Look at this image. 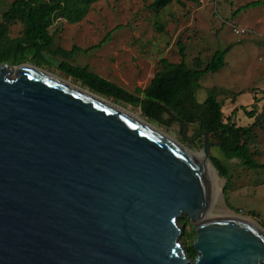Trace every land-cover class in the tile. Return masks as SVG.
<instances>
[{
  "label": "water",
  "instance_id": "water-1",
  "mask_svg": "<svg viewBox=\"0 0 264 264\" xmlns=\"http://www.w3.org/2000/svg\"><path fill=\"white\" fill-rule=\"evenodd\" d=\"M24 64L0 65V264H264V228L225 205L200 159ZM212 147L205 133L209 161ZM183 214L198 229L194 259Z\"/></svg>",
  "mask_w": 264,
  "mask_h": 264
},
{
  "label": "rangeland",
  "instance_id": "rangeland-1",
  "mask_svg": "<svg viewBox=\"0 0 264 264\" xmlns=\"http://www.w3.org/2000/svg\"><path fill=\"white\" fill-rule=\"evenodd\" d=\"M13 1L0 0V20ZM152 1L98 0L82 21L68 23L58 19L54 22L49 29L54 35L53 47L68 50L77 47L69 59L72 64L87 66L132 93L137 87H146L151 82L162 58L170 62L181 61L179 40L184 44L186 61L191 66L197 58L206 64L215 51L228 49L225 66L200 80L197 99L203 102L209 92L216 89L226 121L231 119L239 126L256 124L250 146L252 151H259L255 158L263 167L250 168L238 159H228L217 141L211 139L210 155L216 156L231 176V186L226 193L223 188L228 179L219 175L211 161L208 160L219 179L207 166L202 149L204 139L203 136L194 138V126L185 127V131L178 123L162 126L146 119L139 107L91 91L61 72L56 65L39 66L32 61L26 62L122 107L180 143L186 151L191 149L193 157L206 164L225 205L264 228V3L242 8L255 0H174L163 10L156 11L151 7ZM157 23L164 29L160 30ZM232 23L251 33H235ZM22 31L20 21L9 24L12 38L21 36ZM254 109L256 115L251 117L249 112ZM252 211L257 215L251 214ZM185 215L178 218L182 227L179 240L184 249L194 244L198 232L190 214L186 215L185 223L180 222Z\"/></svg>",
  "mask_w": 264,
  "mask_h": 264
},
{
  "label": "trees",
  "instance_id": "trees-1",
  "mask_svg": "<svg viewBox=\"0 0 264 264\" xmlns=\"http://www.w3.org/2000/svg\"><path fill=\"white\" fill-rule=\"evenodd\" d=\"M98 0H14L3 12L0 20V65H11L32 61L35 64L56 65L67 76L80 81L91 91L106 97L123 101L141 109L142 115L149 121L170 127L178 123L185 127L194 126V138L209 134L215 139L219 148L228 159H238L250 168L263 167L255 156L258 150L252 151L250 142L255 136V123L248 126L236 125L231 119L224 118L223 104L218 99V92L213 89L203 102L197 99L200 80L210 72H217L225 66V56L228 51L217 50L210 61L203 64L197 58L193 66L186 61L185 47L182 40L178 41L182 59L180 62H170L167 58L160 60V68L154 74L146 87H137L135 92H129L119 84L108 80L90 70L87 66L72 64L71 59L77 47L72 50L54 46V35L50 27L58 19L68 23L82 21L89 13L91 6ZM174 0H153L151 7L156 11L163 10ZM264 0H255L242 8L260 6ZM20 21L23 24L22 35L12 38L9 34V24ZM160 30L164 26L158 24ZM63 58L60 60L59 58ZM256 115L255 109L249 112ZM200 140V139H199ZM212 164L222 177H226L223 192L231 186V176L227 167L214 155H210ZM226 199V198H225ZM227 201V199H226ZM253 215H257L254 211ZM187 216L180 219L185 223ZM187 255L196 258L198 251L194 244L185 249Z\"/></svg>",
  "mask_w": 264,
  "mask_h": 264
},
{
  "label": "bare ground",
  "instance_id": "bare-ground-1",
  "mask_svg": "<svg viewBox=\"0 0 264 264\" xmlns=\"http://www.w3.org/2000/svg\"><path fill=\"white\" fill-rule=\"evenodd\" d=\"M24 65H30V64H24ZM33 66V65H32ZM17 67H19V66H16V67H13V68H17ZM34 67H36V66H34ZM36 68H38V67H36ZM38 69H41V68H38ZM42 70V69H41ZM46 72V71H45ZM48 73V72H47ZM50 74V73H49ZM53 75V74H52ZM55 76V75H54ZM57 77V76H56ZM59 78V77H58ZM60 79H62V78H60ZM62 80H64V79H62ZM65 81H67V80H65ZM67 82H69V83H71V84H73V85H76V86H78V87H80V88H82V89H84V90H86V91H88V92H90L89 90H87V89H85V88H83V87H81L80 85H77V84H74V83H72L71 81H67ZM91 94H93V95H95V96H97V97H99V98H101V99H103V100H106V99H104V98H102V97H100V96H98V95H96V94H94V93H92V92H90ZM107 101V100H106ZM109 102V101H108ZM113 104V103H112ZM115 105V104H114ZM117 106V105H116ZM119 107V106H118ZM121 109H123L122 107H120ZM123 110H125V109H123ZM126 111V110H125ZM128 112V111H127ZM128 113H130V112H128ZM130 114H132V113H130ZM133 115V114H132ZM134 116L135 117H137V118H139V119H141L140 117H138V116H136L135 114H134ZM142 121H144V122H146V123H148L147 121H145V120H143V119H141ZM149 125H151L150 123H148ZM152 127H154L153 125H151ZM155 128V127H154ZM189 151V153L192 155V156H194V154L190 151V150H188ZM204 157V161L208 164L207 166H209V167H211L212 168V170H213V172L215 173V175H216V177L219 179V177H218V174H217V172H216V170L214 169V167L210 164V162L205 158V156H203ZM196 159H198V158H196ZM204 161L202 162V163H204ZM205 165V167L207 168V166H206V164H204ZM252 220V219H251Z\"/></svg>",
  "mask_w": 264,
  "mask_h": 264
},
{
  "label": "built area",
  "instance_id": "built-area-1",
  "mask_svg": "<svg viewBox=\"0 0 264 264\" xmlns=\"http://www.w3.org/2000/svg\"><path fill=\"white\" fill-rule=\"evenodd\" d=\"M232 27H233V31L237 34H245V33H251L250 30H247L245 28H241L239 26H237L235 23H232Z\"/></svg>",
  "mask_w": 264,
  "mask_h": 264
},
{
  "label": "flooded vegetation",
  "instance_id": "flooded-vegetation-1",
  "mask_svg": "<svg viewBox=\"0 0 264 264\" xmlns=\"http://www.w3.org/2000/svg\"><path fill=\"white\" fill-rule=\"evenodd\" d=\"M203 139H204V137H203Z\"/></svg>",
  "mask_w": 264,
  "mask_h": 264
}]
</instances>
